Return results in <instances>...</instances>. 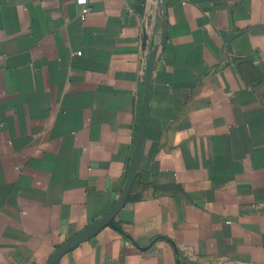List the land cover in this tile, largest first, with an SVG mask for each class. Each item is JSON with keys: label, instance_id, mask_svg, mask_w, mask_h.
<instances>
[{"label": "crops", "instance_id": "crops-1", "mask_svg": "<svg viewBox=\"0 0 264 264\" xmlns=\"http://www.w3.org/2000/svg\"><path fill=\"white\" fill-rule=\"evenodd\" d=\"M79 12L0 0V264H47L123 192L55 264H264V0Z\"/></svg>", "mask_w": 264, "mask_h": 264}, {"label": "water", "instance_id": "water-1", "mask_svg": "<svg viewBox=\"0 0 264 264\" xmlns=\"http://www.w3.org/2000/svg\"><path fill=\"white\" fill-rule=\"evenodd\" d=\"M136 159H137V157H135L134 162H133V164L131 166L130 176H133L134 173H135V165H136V162L135 161H136ZM124 199H125V192L122 193V196H121L120 200L115 204V206L112 208V210L106 216H104L102 219H100L92 227H90L89 229L85 230L83 233L78 234L73 239L69 240L67 243H65L62 246H60L50 256V259H49V261H48L47 264H55V260H56L57 256H59L61 253H63L64 251H66L68 248H70L74 243H76L79 239H81V237L83 236V234H90V233H92V231L96 227H100L101 225H104L106 223L111 222L112 217L117 213L118 209L121 206L122 200H124Z\"/></svg>", "mask_w": 264, "mask_h": 264}, {"label": "built area", "instance_id": "built-area-1", "mask_svg": "<svg viewBox=\"0 0 264 264\" xmlns=\"http://www.w3.org/2000/svg\"><path fill=\"white\" fill-rule=\"evenodd\" d=\"M77 2L80 4V17H84L89 10V0H77ZM126 243H129V240L126 239Z\"/></svg>", "mask_w": 264, "mask_h": 264}]
</instances>
